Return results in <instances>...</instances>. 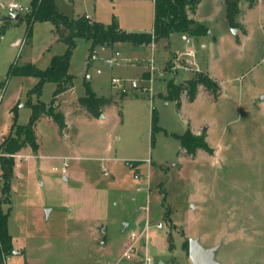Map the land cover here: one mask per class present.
Instances as JSON below:
<instances>
[{
    "label": "rangeland",
    "instance_id": "1",
    "mask_svg": "<svg viewBox=\"0 0 264 264\" xmlns=\"http://www.w3.org/2000/svg\"><path fill=\"white\" fill-rule=\"evenodd\" d=\"M30 1L0 0V14H8L9 3L26 8ZM221 1L202 2L200 23L207 34L196 40L176 32L175 51L168 39L149 46L116 42L96 46L88 64L92 42L77 39L69 67L74 86L57 105L65 112L64 135L44 116L35 128L36 150L0 151L15 165L6 193L0 177V207L10 208L13 250L21 252L3 264H149L146 257L151 264H193L189 238L205 248L218 246L222 264H264V5L248 10L240 2L237 44ZM55 2L69 18L87 15L127 31L154 26V0ZM8 22L13 27L0 40V144L18 130L11 126L14 104L17 123L24 125L30 104L38 101L30 92L37 79L8 76L10 65L32 59L45 69L66 48L50 21L34 23L29 38L26 21ZM183 35L195 41L199 70L174 66L177 50L187 48ZM19 40L21 46H14ZM146 68L150 81L131 87L127 81L141 80ZM201 72L215 78L221 93L214 97L201 88L194 103L183 98L179 108L169 87ZM113 78L125 81L116 85ZM88 84L98 97L117 101L100 117L87 118L75 105ZM56 87L46 82L39 99L49 104ZM154 109L162 129L153 134ZM187 131L209 151L197 148L191 155L182 147L175 134Z\"/></svg>",
    "mask_w": 264,
    "mask_h": 264
},
{
    "label": "trees",
    "instance_id": "2",
    "mask_svg": "<svg viewBox=\"0 0 264 264\" xmlns=\"http://www.w3.org/2000/svg\"><path fill=\"white\" fill-rule=\"evenodd\" d=\"M202 0H154L155 16L154 26L151 32L127 31L121 28L116 22L105 26L102 23L88 17L87 15L78 18H69L59 11L55 0H31L29 12L21 14L20 21L27 23V37L32 36L33 25L36 22L50 21L55 25L57 41L66 45L62 54L54 55L51 58L50 65L45 69L38 68L34 63L28 62L18 64L13 62L8 70V76L35 77L37 83L30 91L38 98L36 103L30 104L32 113L27 124L17 123L16 108L13 107L12 124L13 128H18L16 135L11 139H4L0 144V151L15 154L26 147L33 150L37 148L36 125L40 118L46 116L56 123L60 135H64L68 129L65 112L58 107L60 97L72 91L74 76L69 73V67L73 52L77 46V39L84 37L92 42V53L96 46L111 45L116 42H129L134 45H151L162 39H169L175 32L191 33L195 38L207 34L208 29L202 23L195 20L192 15L195 14L199 3ZM250 8H253L257 0H247ZM241 0H225L226 18L231 27L238 26L235 16L241 12ZM264 2V0H263ZM10 23L4 22L0 27V40L9 28ZM46 82H55L56 89L53 92V98L49 104L44 103L39 98L42 88ZM217 97L221 93V88L216 81L205 72H201L194 78L185 80L175 86L169 87V97L177 102L179 108L182 107V99L188 102H194L199 95L200 89ZM126 95L125 92L122 93ZM122 95V96H123ZM75 105L78 111L83 112L88 118L100 117L106 108L114 105L117 101L113 98L98 97L91 89L86 86V95L75 98ZM158 115L155 109L152 114V133L160 131L162 128L158 125ZM75 133L77 129L74 128ZM180 140L182 147L186 148L191 155H195L197 148H209L202 139H194L187 131L184 134H175ZM14 162L10 158L0 157L1 179L3 185L2 192L6 193L10 188V180L14 172ZM134 166V165H133ZM9 201V200H8ZM10 208L2 210L0 207V264H3L4 258L13 253L14 239L9 232L8 219ZM173 248L171 243L170 249Z\"/></svg>",
    "mask_w": 264,
    "mask_h": 264
},
{
    "label": "built area",
    "instance_id": "3",
    "mask_svg": "<svg viewBox=\"0 0 264 264\" xmlns=\"http://www.w3.org/2000/svg\"><path fill=\"white\" fill-rule=\"evenodd\" d=\"M7 9H8V13L19 12L21 14V13L29 12V7L24 8L23 6H21L20 4L16 2L9 3L7 6ZM185 43L187 44V48L184 51H181V50L177 51V56H176L175 65H174L175 68L181 69V70H192V69L199 70V66L197 65L196 60H195L196 49L194 47L193 40L187 37L185 38ZM95 57L96 55L94 54L92 58H95ZM150 64H151V69H154L155 63H154L153 58L150 60ZM124 81L125 80L121 78L112 79V82L116 85H120ZM140 81L148 82L150 81V79L142 76L141 80L134 79V80H128L127 82L130 83L131 87L137 88L140 85ZM66 167H67V163L64 162V167L62 168L63 173L66 172ZM141 177L142 176L140 174L136 175V178H141ZM158 227L161 228L162 224H159ZM133 251H134V246L131 245L125 251L124 256L129 258ZM146 261L147 263L151 264L152 258L146 257Z\"/></svg>",
    "mask_w": 264,
    "mask_h": 264
},
{
    "label": "water",
    "instance_id": "4",
    "mask_svg": "<svg viewBox=\"0 0 264 264\" xmlns=\"http://www.w3.org/2000/svg\"><path fill=\"white\" fill-rule=\"evenodd\" d=\"M21 14L19 12L8 13L4 19L6 20H19ZM234 34L238 35V29H233ZM264 101V95L261 97ZM208 127H204L203 131H207ZM218 246L205 248L198 238H189V258L193 264H222L216 259ZM20 251H13V254H19Z\"/></svg>",
    "mask_w": 264,
    "mask_h": 264
},
{
    "label": "crops",
    "instance_id": "5",
    "mask_svg": "<svg viewBox=\"0 0 264 264\" xmlns=\"http://www.w3.org/2000/svg\"><path fill=\"white\" fill-rule=\"evenodd\" d=\"M204 0H202L200 3H199V5H198V8H197V10H196V12H195V14L194 15H192V17L195 19V20H197L198 22H200V6H201V4H202V2H203ZM221 1V0H220ZM241 1H246V3H247V9L248 10H253V9H255L256 8V6H257V4L260 2V3H262L263 5H264V3H263V0H257V2H256V4H255V6L253 7V8H250L249 6H248V1L247 0H241ZM221 2H223V3H225V0H222ZM30 4H31V1H30ZM30 6V5H29ZM8 15V14H7ZM7 15H1L0 14V24L2 25L4 22H6V21H11V20H6V19H4L5 18V16H7ZM54 25V24H53ZM11 26V27H10ZM10 26H9V28L8 29H10V28H12L13 27V25L12 24H10ZM121 27V26H120ZM246 27V26H245ZM121 28H123V27H121ZM231 28H233V27H231ZM7 29V30H8ZM6 30V31H7ZM126 30V29H125ZM152 31V29L150 30V31H137V32H151ZM6 33V32H5ZM176 33V32H175ZM175 33H173L171 36H170V38L168 39V46H170V48H171V51H175L174 49H173V47H172V41H173V36L175 35ZM181 34H182V32H180ZM243 35L244 36H247L248 35V29L247 28H245V30H244V32H243ZM4 36V35H3ZM2 36V37H3ZM185 38H187V36L186 35H183V40L185 41ZM236 43L237 44H241V42H242V40H241V38H240V35H237L236 36ZM56 39H57V36H56ZM197 39H199V38H196V40ZM193 40V43L195 42L194 41V39H192ZM23 43V41L22 40H19L18 42H16L15 44H14V46H21V44ZM156 45V44H155ZM181 48H183V47H181ZM178 51V50H177ZM53 57V56H52ZM51 57V58H52ZM28 60V59H27ZM51 61V60H50ZM28 62H31V63H33L34 61L32 60V59H30V60H28ZM201 68H203L204 70H206L207 71V69L205 68V67H203V66H200ZM148 70H147V68L144 70V71H142L140 74L142 75V76H144L145 75V73L147 72ZM209 74V73H208ZM209 76H210V74H209ZM211 78H213V79H215L214 77H212V76H210ZM200 92H201V89H200ZM200 92H199V94H200ZM199 96V95H198ZM198 96H197V98H198ZM197 98H196V100H197ZM195 100V101H196ZM194 101V102H195ZM194 102H188V103H190V104H192V103H194ZM16 104V103H15ZM15 104H14V106L13 107H15ZM12 107V108H13ZM182 107H183V99H182ZM12 108H11V110H12ZM10 114H12L11 113V111H10ZM85 115V114H84ZM85 117H87L86 115H85ZM88 118V117H87ZM12 124V123H11ZM0 177H1V167H0Z\"/></svg>",
    "mask_w": 264,
    "mask_h": 264
}]
</instances>
